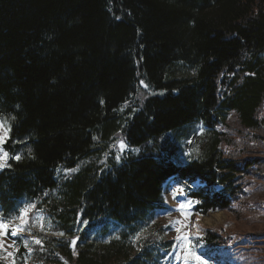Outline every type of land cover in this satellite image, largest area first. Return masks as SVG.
Here are the masks:
<instances>
[{
  "label": "trees",
  "instance_id": "1",
  "mask_svg": "<svg viewBox=\"0 0 264 264\" xmlns=\"http://www.w3.org/2000/svg\"><path fill=\"white\" fill-rule=\"evenodd\" d=\"M263 110L264 0H0V219L43 210L62 232L7 226L15 264H170L151 224L168 182L197 219L232 215L201 264H264V154L218 130L234 114L261 138ZM122 143L158 151L116 161Z\"/></svg>",
  "mask_w": 264,
  "mask_h": 264
},
{
  "label": "rangeland",
  "instance_id": "2",
  "mask_svg": "<svg viewBox=\"0 0 264 264\" xmlns=\"http://www.w3.org/2000/svg\"><path fill=\"white\" fill-rule=\"evenodd\" d=\"M143 85L145 87L147 86L145 82H143ZM202 129L204 128H202L201 124L195 126L197 133L201 132ZM218 130L224 133L226 140L224 145H227L231 150H235L236 148H252L264 154V126L258 130V134L261 138L254 137L239 124L234 114H230L226 124L219 125ZM7 135V128L0 122V168L5 165L6 154L4 153L3 142L7 138ZM188 139L186 137L184 139L182 138L180 141V145L185 148V153L196 148L195 145L193 147V144L188 148V145L185 144L189 141ZM157 151L158 149L154 145L131 146L122 143L120 152L116 154L115 160L121 161L123 157L126 156L138 157L143 154H156ZM106 154L108 155L109 153L107 152ZM105 160H107V157ZM78 168L79 166L71 170L76 171ZM195 184H198V182ZM165 194L166 200L171 208L156 214L151 224L158 221L160 224L167 225L168 229L165 232V236L170 239H175L173 259L170 264L206 263V259L200 251L202 246L200 241L197 240L198 236L206 226H215L219 223H225L232 215L226 210H220L211 212L202 217V219H197L189 207V200L184 190L179 185L175 183L170 184V182H168L165 186ZM249 198L250 200L254 199V201L260 199L264 200V179L257 181ZM34 204L35 203L32 205ZM32 205L28 208L31 209ZM253 219L254 220L249 221L248 228H264V211H262L261 215ZM85 223L86 222H83L82 226H84ZM9 225L11 227L16 226L21 234H26L27 236L32 235L30 231L31 227H34L36 230H43L52 235L62 234V232L53 228L51 219L43 210H39L32 221L30 220L27 210H24L22 215L12 220ZM14 248V240L8 235L3 223L0 222V257L10 264H15L13 256ZM244 261L246 264H251L249 258H244Z\"/></svg>",
  "mask_w": 264,
  "mask_h": 264
}]
</instances>
